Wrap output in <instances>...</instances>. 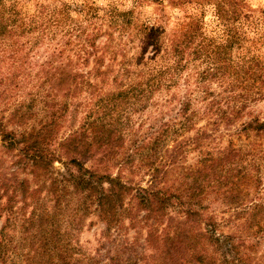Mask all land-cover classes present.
Listing matches in <instances>:
<instances>
[{"label":"trees","instance_id":"1","mask_svg":"<svg viewBox=\"0 0 264 264\" xmlns=\"http://www.w3.org/2000/svg\"><path fill=\"white\" fill-rule=\"evenodd\" d=\"M164 1L177 10L166 15ZM8 2L0 33L9 83L29 52L24 44L45 40L52 58L36 73L49 102L38 109L33 93L11 104L5 119L0 113V150L9 160L0 159V264H95L78 244L90 216L108 245L144 231L140 246L136 237L124 240L103 264H264V198L257 179L252 198L246 187L261 151L208 142L219 125L228 130L264 100V17L251 40L241 0H131L127 10L116 0H52L29 19ZM142 3L158 16L137 17ZM163 93L170 115L140 137L130 116L157 109ZM199 120L211 129L185 138ZM238 134L264 138V121L250 116ZM189 143L195 163L170 177ZM134 172L144 185L132 182Z\"/></svg>","mask_w":264,"mask_h":264},{"label":"rangeland","instance_id":"2","mask_svg":"<svg viewBox=\"0 0 264 264\" xmlns=\"http://www.w3.org/2000/svg\"><path fill=\"white\" fill-rule=\"evenodd\" d=\"M17 3V7L21 9V11H25L24 13L26 16H28V19L32 16V14L36 11L37 4L45 5V4H51L52 0H14ZM106 1H112V0H96V3L98 5H103L106 3ZM115 1V0H114ZM117 5L120 9H130L131 8V0H116ZM245 4V8L247 12L249 13V19L243 21L242 29L244 32V36L247 39H254L262 30V20L261 18L264 17V0H241ZM8 0H0V26L2 25V19H3V13L4 10L8 7ZM165 8L166 15L169 14L170 11H176L177 9H170L166 3V1L162 4ZM189 7L190 11H192V3L186 5V7ZM203 21L206 23H210L213 16L211 13V10L206 5L203 7ZM136 12L135 15L138 17H150L157 15L159 11H155V5L151 3H142L141 6H138L134 9ZM179 11V10H178ZM180 12V11H179ZM168 26L171 25L172 21L169 20ZM169 29V27H167ZM35 34H31V37ZM23 36V35H22ZM19 38V41L23 43L24 41H32V39H29V37ZM30 37V38H31ZM7 40L6 37H3L0 33V113H2L1 117L5 119L7 117L8 112L11 109V104L15 103L16 101L20 102L24 99H29L30 94H37L34 96L35 103L38 106V109L43 105L45 102H49L50 92L47 88V86H42L38 88L40 80L36 77V73L39 70L37 67L40 63H45L49 61V56L52 58V50L49 51L52 44L47 45L46 41L42 44H36L33 47H30V43L24 44L23 53H27V50L29 51L27 54V57L22 59V67L19 71V74L16 78L13 79V83H9L10 77H8V66H9V59H8V52H7ZM48 51L49 54H45V51ZM25 63V64H24ZM40 75H38L39 77ZM37 78V80H36ZM36 85V86H35ZM38 85V86H37ZM213 86V85H212ZM180 93H178L179 95ZM160 99H158V107L157 109L148 108L144 112L140 114H134L130 116V123L133 126V128L140 127L138 133L140 137H143L144 135H147L150 133V131L147 129V127L151 124H160L163 123L167 116L170 115L171 112V104L170 105H163L164 100L169 97V94L163 93L161 95ZM161 106V107H160ZM198 106V105H196ZM10 108V109H9ZM249 115L248 117H257L260 121H264V100L255 102L251 105H249L248 108ZM82 114H77L74 119V121L77 123V121L81 118ZM167 115V116H166ZM247 117V118H248ZM247 118H241L234 122L232 126L229 127L228 130H223L222 125H219L215 131L211 134V140L208 141L209 143L214 142H221V144H227V142H230V144L233 147H237L238 145L246 146V149L251 150L253 147H255L257 150L261 151V154L259 155L258 159V172L253 173V170L249 173H251L248 180H247V189L248 193L250 194L249 198H252L255 195V192L258 191V194L261 195L260 198H264V138H256L252 137L250 134L248 135H233L234 132L238 129L239 124L242 121H246ZM204 129L209 130L211 129V126H207L205 120H199L194 130L188 132L185 134V138H191L194 136L195 131L198 129ZM65 130V128L63 129ZM61 132H63L61 130ZM205 143V142H204ZM171 143L169 142L168 145ZM207 144V143H206ZM129 143H127V146ZM192 147L191 143L186 146V149H188V152H186L183 156L178 158V164L174 165V167H171L170 171V177H174L175 173L184 167H188L193 165L195 162V159L197 158V153L195 151L189 150ZM6 159L4 155L2 154L0 150V159ZM250 155L247 158V161L250 159ZM255 159V157H254ZM256 160V159H255ZM253 161V160H252ZM251 163V161H250ZM6 166L9 165V160L5 163ZM58 166L57 164L55 165ZM247 169H250L249 163L247 164ZM112 173H115V170H111ZM126 175H129L128 173H125ZM142 172H134V174L130 177L132 178L133 183H139L141 186L144 185L145 178L142 180L140 179V175ZM254 175V177H253ZM254 179H257L259 184L257 191L252 187L254 186ZM254 193V194H253ZM253 194V195H252ZM223 207L219 206L216 211H222ZM85 227L80 232L78 236V244L80 247L81 252L86 255V257H91V261H96L95 264H103L106 262V258L111 257L115 255L116 253H119L122 251L121 243L126 241H132L134 237L138 238L137 246H140L141 241L143 239L144 231L140 230L138 231V235L135 234L132 230H129L124 235L117 236V240L115 242H111L109 245L107 243H104L100 241V234L103 233V225L99 221H97L93 216H90L87 218L85 222ZM108 233V240H110V237H113L114 231L113 229L109 231ZM123 233V230H121ZM262 249H264V243L262 244ZM136 252L139 253L138 247H136ZM123 257H126V254H123Z\"/></svg>","mask_w":264,"mask_h":264}]
</instances>
